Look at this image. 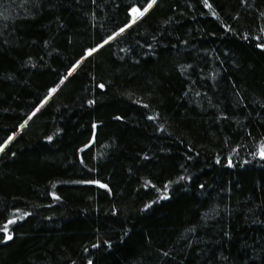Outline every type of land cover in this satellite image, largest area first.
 I'll return each instance as SVG.
<instances>
[{"label":"trees","instance_id":"obj_1","mask_svg":"<svg viewBox=\"0 0 264 264\" xmlns=\"http://www.w3.org/2000/svg\"><path fill=\"white\" fill-rule=\"evenodd\" d=\"M149 2L0 0V264H264V0Z\"/></svg>","mask_w":264,"mask_h":264},{"label":"snow or ice","instance_id":"obj_2","mask_svg":"<svg viewBox=\"0 0 264 264\" xmlns=\"http://www.w3.org/2000/svg\"><path fill=\"white\" fill-rule=\"evenodd\" d=\"M202 2L204 3L205 7H208V8H211L212 5L208 2V0H202ZM93 3H95V0H93ZM157 3V0H150V2L148 3L147 7H144L143 8V11H141L139 8H135L133 7L131 9V12H132V19L129 23H125L123 25V27H120L119 28V32H116V33H113V35H110L108 37V40L105 41V43H107L108 41L112 40L114 36H118L122 33L125 32L126 29L130 28L133 24H135L142 16H144V14L146 12H148V10L150 8L153 7L154 4ZM213 15H215V13H213ZM262 15H264V13H262ZM102 47V45L100 44H97L95 47H90L88 48V53H94L97 51L98 48ZM258 48L260 49H264V43H260L257 45ZM81 59H83V57H81ZM80 63V60H77L76 61V64L78 65ZM76 65H73V67H75ZM63 82V81H62ZM99 87L101 89H103L105 87L104 84H100ZM56 91V88H51L49 90V93H54ZM48 97H45V100H47ZM92 103H95V101H89V104H92ZM37 111H39V109H37ZM33 115H35V113H33ZM27 123V121H25V124ZM21 128L24 127V124L20 125ZM93 127H96V125L94 124ZM13 139L12 136H9L7 140L4 141V144H0V151H3L4 150V146ZM48 139H51V137H48ZM85 147H87V145H85ZM15 155V154H13ZM260 155L262 158H264V146H262L261 148V151H260ZM229 163L231 164V160L229 161ZM82 183H93V184H100L99 181H94V180H89V181H81ZM101 187L103 188H107L108 185L107 184H100ZM203 187V185L201 186ZM58 198V197H57ZM145 207H148L147 205ZM25 215H27V213H25ZM225 235H227V233H225ZM6 240H11L12 237L10 235L6 236L5 237ZM93 247H96V245H93ZM85 251H87V249H85ZM88 264H93V262L91 260L88 261Z\"/></svg>","mask_w":264,"mask_h":264}]
</instances>
